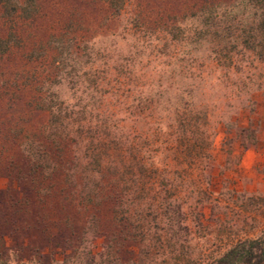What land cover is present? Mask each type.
Instances as JSON below:
<instances>
[{
	"label": "rangeland",
	"instance_id": "obj_1",
	"mask_svg": "<svg viewBox=\"0 0 264 264\" xmlns=\"http://www.w3.org/2000/svg\"><path fill=\"white\" fill-rule=\"evenodd\" d=\"M169 30L175 40L181 39L183 31L192 32L189 45L179 53L181 58L182 51H191L192 71L166 73L168 84L156 90L173 95L177 86H194L198 135L207 140L206 153L198 155V169L186 176L182 192L185 211L197 213L198 222L192 217L186 221L188 233L181 237L179 261L216 264L215 259L238 239L264 235V66L248 54L217 64L209 45L198 51L194 34L198 0H124L117 12L106 0H30L27 6L24 0H0V38L6 41L0 43V50L9 47L0 59V128L3 132L14 128L19 140L22 130L38 129L47 122V112L26 105L34 91L25 84L27 78L32 83L53 77L58 47L65 50L66 63L77 58L70 55L72 48L86 45L93 48L92 57L100 64L145 62L153 59V47L170 45L171 36L165 33ZM60 34L64 37L56 39ZM11 92L20 94L15 102L8 99ZM145 118L131 125L132 136L139 140L153 135L150 155L167 162L159 127L148 115ZM242 128L254 130L258 139L261 157H256L253 168L244 161V145L250 139L239 136ZM15 140L2 141L1 168L17 152ZM90 218L91 214L70 204H57L52 198L41 201L1 172L0 264H106L112 228L108 207ZM118 244L122 264H147L142 243L120 240ZM169 256H154L152 264H172Z\"/></svg>",
	"mask_w": 264,
	"mask_h": 264
},
{
	"label": "trees",
	"instance_id": "obj_2",
	"mask_svg": "<svg viewBox=\"0 0 264 264\" xmlns=\"http://www.w3.org/2000/svg\"><path fill=\"white\" fill-rule=\"evenodd\" d=\"M29 1L24 0V5ZM106 1L115 12L124 2ZM165 33L171 36L170 45L153 47V59L145 62L100 64L92 57L93 48L86 45L72 48L70 55L77 58L66 63V52L58 47L53 77L36 79L33 84L27 78L25 84L34 91L26 105L47 112V122L38 129L22 130L19 140L14 128L6 132L0 128V155L5 146L2 141L15 138L18 146L0 173L41 201L52 198L57 204H70L91 214V220L100 208L108 207L112 228L106 264H122L120 240L142 243L147 264L164 254L170 255L167 261L172 264H181L179 247L181 237L188 233L186 221L192 217L198 222L197 213L185 211L187 200L182 195L186 176L198 169V155L206 153V137L198 135L195 87L177 86L173 95L156 90L168 84V72L191 73V51H182L181 58L179 53L189 45L192 32L183 31L180 40L172 39L171 30ZM194 34L198 51L209 45L210 57L217 64L248 54L264 66V0H198ZM63 37L60 34L56 39ZM8 52V46L0 50V59ZM83 56L87 62L78 60ZM148 71L151 74L135 75ZM55 86L57 90L52 89ZM7 96L15 102L20 94ZM145 115L159 127L167 162L150 155L153 135L139 140L132 136L131 125L146 120ZM238 134L249 137L246 149L258 143L254 130L242 128ZM215 263L264 264V235L238 239Z\"/></svg>",
	"mask_w": 264,
	"mask_h": 264
},
{
	"label": "crops",
	"instance_id": "obj_3",
	"mask_svg": "<svg viewBox=\"0 0 264 264\" xmlns=\"http://www.w3.org/2000/svg\"><path fill=\"white\" fill-rule=\"evenodd\" d=\"M257 145H258V143L253 147L247 148L245 150V153H244V161L245 160L247 161L250 168L255 167V165H256L255 160L257 159L256 157H261V153H258V151H257L258 149H256ZM250 157H252V158L250 159ZM258 160H260V159H258Z\"/></svg>",
	"mask_w": 264,
	"mask_h": 264
}]
</instances>
